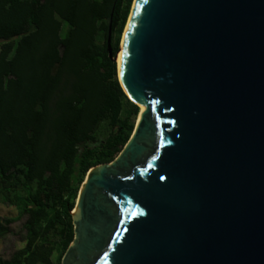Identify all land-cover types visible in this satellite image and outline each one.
Here are the masks:
<instances>
[{"label":"water","instance_id":"1","mask_svg":"<svg viewBox=\"0 0 264 264\" xmlns=\"http://www.w3.org/2000/svg\"><path fill=\"white\" fill-rule=\"evenodd\" d=\"M121 47L146 110L88 172L61 264H264V0H135Z\"/></svg>","mask_w":264,"mask_h":264},{"label":"trees","instance_id":"2","mask_svg":"<svg viewBox=\"0 0 264 264\" xmlns=\"http://www.w3.org/2000/svg\"><path fill=\"white\" fill-rule=\"evenodd\" d=\"M134 0H0V239L25 220L0 264H61L90 169L113 161L140 113L113 57ZM113 15V16H112Z\"/></svg>","mask_w":264,"mask_h":264},{"label":"rangeland","instance_id":"3","mask_svg":"<svg viewBox=\"0 0 264 264\" xmlns=\"http://www.w3.org/2000/svg\"><path fill=\"white\" fill-rule=\"evenodd\" d=\"M134 3H135V0H134ZM134 3H133V5H134ZM129 19H130V16H129ZM129 19L127 21L126 27L124 29V32H123V35L121 38L120 48H121L124 33H125L126 28H127ZM120 48H119V50H120ZM117 64H118V62H117ZM0 213L6 217L18 215V212L14 208H11L9 206L2 205V204H0ZM24 221L25 220L23 219V220L15 223L12 227L11 234L4 239H0V256H3L6 259L10 258L15 251H17L18 249L23 247L24 236H25V231L23 229Z\"/></svg>","mask_w":264,"mask_h":264},{"label":"bare ground","instance_id":"4","mask_svg":"<svg viewBox=\"0 0 264 264\" xmlns=\"http://www.w3.org/2000/svg\"><path fill=\"white\" fill-rule=\"evenodd\" d=\"M121 60H122V47L119 50L118 60H117L118 67H119V71H120V66H121ZM145 110H146V108L144 106L140 105V111H141V113H143Z\"/></svg>","mask_w":264,"mask_h":264}]
</instances>
